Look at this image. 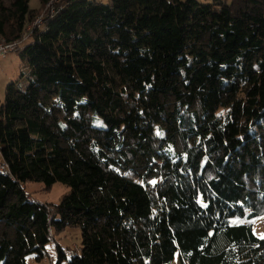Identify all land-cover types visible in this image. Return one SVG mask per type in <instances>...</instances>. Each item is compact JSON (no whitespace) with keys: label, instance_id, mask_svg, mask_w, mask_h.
<instances>
[{"label":"trees","instance_id":"16d2710c","mask_svg":"<svg viewBox=\"0 0 264 264\" xmlns=\"http://www.w3.org/2000/svg\"><path fill=\"white\" fill-rule=\"evenodd\" d=\"M29 1L0 0L29 66L0 103V264L67 227L52 264H264V0H61L28 34Z\"/></svg>","mask_w":264,"mask_h":264},{"label":"rangeland","instance_id":"374dc122","mask_svg":"<svg viewBox=\"0 0 264 264\" xmlns=\"http://www.w3.org/2000/svg\"><path fill=\"white\" fill-rule=\"evenodd\" d=\"M102 4H107L108 0H97ZM170 1V0H167ZM202 3L209 1L200 0ZM52 3V4H51ZM57 0H49L50 6H54ZM47 5H40L39 0H30L29 6L36 10L35 20L43 19L44 12L50 11L51 7ZM47 10V11H46ZM33 21V22H34ZM32 22V23H33ZM28 27H31V24ZM27 27V28H28ZM28 31V30H27ZM29 66L26 61H23L18 52L8 54L6 59L0 60V103L3 102L5 96V88L7 85L15 83L18 89H24L27 84V76ZM1 161V158H0ZM68 189L62 184L56 183L49 190H46L41 183H27L25 184V192L32 198L33 201L43 204H57L61 197L66 194ZM251 226L256 237H264V216L251 221ZM81 243V231L78 228L67 227L59 232H53L52 238L47 244V256L41 261L36 262L33 256L26 259L27 264H52L55 258L56 246L61 247L66 255L78 251ZM169 264H180V256L178 253Z\"/></svg>","mask_w":264,"mask_h":264},{"label":"built area","instance_id":"2783aa9c","mask_svg":"<svg viewBox=\"0 0 264 264\" xmlns=\"http://www.w3.org/2000/svg\"><path fill=\"white\" fill-rule=\"evenodd\" d=\"M58 1H61V0H57ZM52 4V3H51ZM48 7H51L50 4H48ZM42 20L39 19V20H36L34 21L32 24H31V27H28L27 28V33L30 34L32 32V30L39 26L41 24ZM26 38V37H25ZM24 39V38H23ZM20 42L21 41H18V42H11V43H5V42H1L0 43V60H4L6 59V57L8 56V54L10 53H13V52H17V50L19 49L20 47Z\"/></svg>","mask_w":264,"mask_h":264},{"label":"crops","instance_id":"0c3cea01","mask_svg":"<svg viewBox=\"0 0 264 264\" xmlns=\"http://www.w3.org/2000/svg\"><path fill=\"white\" fill-rule=\"evenodd\" d=\"M205 1H209V0H205Z\"/></svg>","mask_w":264,"mask_h":264},{"label":"snow or ice","instance_id":"6c2138e0","mask_svg":"<svg viewBox=\"0 0 264 264\" xmlns=\"http://www.w3.org/2000/svg\"><path fill=\"white\" fill-rule=\"evenodd\" d=\"M262 238H264V237H262Z\"/></svg>","mask_w":264,"mask_h":264}]
</instances>
